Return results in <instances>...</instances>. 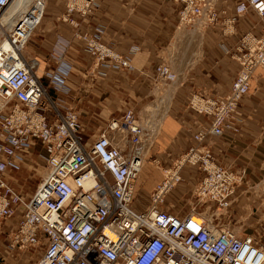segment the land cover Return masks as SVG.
Here are the masks:
<instances>
[{
  "label": "built area",
  "instance_id": "1",
  "mask_svg": "<svg viewBox=\"0 0 264 264\" xmlns=\"http://www.w3.org/2000/svg\"><path fill=\"white\" fill-rule=\"evenodd\" d=\"M15 1L0 0V14ZM66 1L69 18L98 6V0ZM176 1L182 4L178 26L201 22L205 27L224 23L231 28L249 8L264 18V0H237L235 14L220 8L218 0ZM35 3L43 7L17 17L0 42V219L22 209L18 226L10 232V245L39 252L31 264H264V239L212 223L214 210L210 216L195 209L180 214L164 205L183 180L186 163L201 172L194 190L198 201L221 212L231 204L243 173L219 163L212 148L201 142L210 135L239 131L241 98L251 90L255 70H264V29L240 37L234 53L240 69L230 90L191 95L190 106L209 116L210 124L194 132L195 143L171 165L154 161L162 178L151 189L147 207L140 209L137 180L159 131L151 130L129 108L110 119L94 140L87 138L77 107L49 95L38 75L39 59L26 46L45 13V0ZM102 31L99 27L77 32L95 67H131L135 48L122 52ZM57 59L48 72L49 82L68 91L72 65L62 55ZM156 70L160 78L176 77L167 62ZM38 144L45 170L32 197L26 198L7 180L6 171L20 169V150Z\"/></svg>",
  "mask_w": 264,
  "mask_h": 264
},
{
  "label": "crops",
  "instance_id": "2",
  "mask_svg": "<svg viewBox=\"0 0 264 264\" xmlns=\"http://www.w3.org/2000/svg\"><path fill=\"white\" fill-rule=\"evenodd\" d=\"M45 2L44 17L27 48L39 59L38 75L47 84L49 95L77 107L91 141L110 119L121 117L129 108L143 117L159 116L161 128L148 156H159L164 167L195 143L193 134L198 128L210 124L209 116L190 106L191 95L196 92L216 95L230 90L240 69L234 56L240 37L248 31L260 34L264 29V18L253 8L240 14L231 29L224 23L178 26L182 4L176 0H98L93 12L86 15L73 12L72 20L66 13V0ZM236 3L237 0H218L217 5L235 14ZM99 27L103 28L105 40L122 52L135 48L131 67H95L93 56L77 32H94ZM59 55L72 65L67 78L68 91L57 90L48 79V72L59 62ZM177 59L181 64H176ZM163 62L169 63L177 74L175 81L158 76L156 66ZM240 111L238 132L210 135L201 143L212 148L219 163L243 173L231 204L218 219L240 234L264 239V70L261 68L254 72L251 90L240 101ZM40 152L39 144L23 148L21 168L10 167L6 171L7 180L26 198L32 197L45 170V159ZM182 172L184 180L168 195L175 202L172 210L176 213L181 211L177 204L189 202L192 189L195 190L201 177L196 166L186 165ZM160 177L162 170L147 161L137 184L147 199ZM140 200L136 205L141 209L144 206ZM184 213L187 212H180ZM21 215L19 208L12 216L0 219V264H31L39 254L10 245V232L18 226Z\"/></svg>",
  "mask_w": 264,
  "mask_h": 264
},
{
  "label": "rangeland",
  "instance_id": "3",
  "mask_svg": "<svg viewBox=\"0 0 264 264\" xmlns=\"http://www.w3.org/2000/svg\"><path fill=\"white\" fill-rule=\"evenodd\" d=\"M28 2L27 3H24V4H22L21 5V7H24V6H26V7H28V5L32 2V5L34 4V2H35V0H27ZM31 5V6H32ZM9 11L10 12H12L13 10H8V11H6L7 12V14L9 13ZM6 12H2L0 15H2L3 13H6ZM188 26H194V25H188ZM3 28H5L6 29V27L4 26ZM4 34V33H3ZM3 34L2 35H0V41L5 37V36H3ZM27 47H28V45H27ZM188 54H186L187 56H189L190 55V52H187ZM187 56H185V57H187ZM177 62H176V64L178 65V64H181V61L179 60V59H177L176 60ZM152 112V111H151ZM143 117V116H142ZM144 118V120H148V121H151L152 122V124H153V126H155L156 127V132H158L159 130H160V128H161V121H162V119H160V117L159 116H153V117H143ZM155 141V140H154ZM154 144V143H153ZM153 146V145H152ZM151 146V147H152ZM150 147V148H151ZM185 150H186V148L182 151V152H179V154H177L175 157H174V159H176V158H179L181 155H182V153H184L185 152ZM148 153H149V151H148ZM148 153H147V155H146V162L147 161H151L154 165H155V163H154V161L156 162V160H160V161H162V159L159 157V156H148ZM173 159V160H174ZM145 162V163H146ZM186 165H191V166H193L191 163L189 164V163H186ZM156 166V165H155ZM162 177H160V179H161ZM159 179V180H160ZM158 180V181H159ZM183 180H184V178H183ZM183 180H181V181H183ZM137 184H138V181H137ZM151 191V190H150ZM136 193H137V197H138V201L140 200L141 202H142V205L144 206H142L143 208H145V207H147V205L149 204V201H150V197H149V199H147V197H145L144 195H142V193L140 192V188L138 187V185L136 186ZM148 194H150V192L148 193ZM170 194V193H169ZM168 194V195H169ZM168 195H167V197H166V203L164 204V205H166V206H169L171 209L173 208V206H174V203H173V201H170L169 199H168ZM146 198V199H145ZM144 202V203H143ZM177 205H179V209H178V211H180V212H183V211H185V212H190V211H192V210H196L197 212H201L202 214H204V215H207V214H210V213H212V211L214 210L216 213H217V215H216V217H214V218H212V223H214V224H217V225H227V223L223 220V219H218V218H220L221 216H222V212L221 211H218V210H216L215 208H214V206L213 205H211L210 203H206V202H203V201H198V198L196 197V194L194 195V189H192V192H191V194H190V199H189V202L187 203H185V202H181V204H177ZM210 205V206H209ZM187 208H189L188 210H187ZM187 210V211H186ZM179 212V213H180ZM234 228V227H233ZM235 229V228H234ZM236 230V229H235ZM39 255V254H38Z\"/></svg>",
  "mask_w": 264,
  "mask_h": 264
},
{
  "label": "bare ground",
  "instance_id": "4",
  "mask_svg": "<svg viewBox=\"0 0 264 264\" xmlns=\"http://www.w3.org/2000/svg\"><path fill=\"white\" fill-rule=\"evenodd\" d=\"M28 1L27 0H16L15 1V3H14V5H13V7H10L9 9L10 10H13L12 12H10L9 11V13L7 14V12L6 13H3L2 15H0V35H2L3 33H5L6 32V30H8L9 28H11V26H12V24L14 23V21H16V19H17V17H19L20 15H22V14H24L25 12L27 13H31V12H35V9H36V7H38V5L34 2V4L32 5V2L28 5V7H26V6H24V7H21V5L22 4H24V3H27ZM32 5V6H31ZM42 8L43 7V5H39V8ZM40 8V9H41ZM8 9V10H9ZM28 15V14H27ZM29 17H30V15H28ZM183 24H187V25H189L187 22H182ZM181 23V24H182ZM180 24V25H181ZM197 24H199V25H203V23H201V22H197V23H194V24H192V25H197ZM179 25V26H180ZM191 25V24H190ZM6 27V29L5 28H3V27ZM184 26V25H183ZM5 35V34H4ZM5 41V37L0 41V42H4ZM28 45V44H27ZM26 45V46H27ZM162 79H164V78H162ZM177 79V74H176V77L174 78V79H165V80H168V81H175ZM252 80H253V78H252ZM252 82V81H251ZM242 99V98H241ZM0 102H3V100L0 98ZM146 122H148L149 123V125H151V127H152V129L151 130H153L154 128L156 129V127L155 126H153V124H152V122L151 121H146ZM153 137V136H152ZM151 137V138H152ZM150 138V139H151ZM145 162H146V160H145ZM145 162H144V164H145ZM144 164H143V166H144ZM143 168V167H142ZM142 171V170H141ZM138 181V180H137Z\"/></svg>",
  "mask_w": 264,
  "mask_h": 264
}]
</instances>
